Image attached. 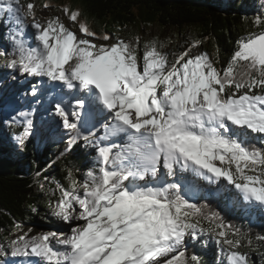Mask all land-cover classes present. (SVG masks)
Returning <instances> with one entry per match:
<instances>
[{
	"label": "snow or ice",
	"instance_id": "1",
	"mask_svg": "<svg viewBox=\"0 0 264 264\" xmlns=\"http://www.w3.org/2000/svg\"><path fill=\"white\" fill-rule=\"evenodd\" d=\"M63 10L77 21V12ZM5 12L14 14L11 51L0 50L7 67L52 83L55 114L74 134L69 143L82 139L96 149L83 182L69 170V187L57 183L60 196L50 205L58 220L82 223L69 232L19 235L10 242L11 256L23 264H200L197 255L186 256V240L207 235L223 264H249L239 250L246 237L236 230L229 238L223 223H214L217 213H205L186 196L199 190L198 180L223 179L238 196L227 187L210 194L264 211V17L255 18L260 30L240 37L218 69L207 53L191 55L199 40L172 59L163 43L146 42L141 57L138 37L97 44L89 38L109 41L110 35L97 37L80 23L78 37L59 18L41 22L32 3L25 10L19 0H0V15ZM37 91L33 86L31 94ZM84 112L104 120L101 136L81 131ZM32 115L11 117L23 120L15 137L20 146L31 135Z\"/></svg>",
	"mask_w": 264,
	"mask_h": 264
},
{
	"label": "trees",
	"instance_id": "2",
	"mask_svg": "<svg viewBox=\"0 0 264 264\" xmlns=\"http://www.w3.org/2000/svg\"><path fill=\"white\" fill-rule=\"evenodd\" d=\"M38 1L44 4V0ZM45 1L55 10L64 12L63 9L68 8L69 12H77L76 24L83 16L97 37L109 34L112 40L116 37L130 39L129 36L134 38L140 28L154 25L174 27L178 44L167 52L170 59L172 54L188 50L193 41L199 40L200 52L197 54L207 53L218 69L227 66L240 37L260 30L253 24L255 18L264 17V0ZM25 2L29 4L31 0ZM66 15L70 18L69 14ZM8 26L0 22V50H6ZM4 30L8 32L4 34ZM146 42L151 40L139 45L141 57ZM191 55H196L195 48L191 49ZM8 59L0 56V76ZM5 129H0V248L6 252L11 247L10 236L24 225L47 223L43 218L55 221L50 205L54 206L60 196L56 191L57 183L69 187V170L72 177L82 183L85 173L95 164L96 149L91 144L86 145L82 139L69 143L72 139L70 134L58 141L51 138L42 141L32 133L24 147L19 149L15 137L24 130L22 124L12 122ZM200 185L198 191L189 193L186 198L205 213H217L219 221L214 223H223L229 238H236L231 235L233 231L242 233L246 239L241 241L243 246L239 250L248 254L250 264H264V239H261L264 237V211L255 205L242 201L233 203L212 195L210 193L215 190L209 192ZM221 187H227L234 196H238L232 187L219 185L218 188ZM203 223L205 227L209 226L208 221ZM17 224L21 227L17 228ZM186 246V256L197 255L200 264H223L217 245L207 235L201 236L197 242L186 241ZM0 259L4 260L3 257Z\"/></svg>",
	"mask_w": 264,
	"mask_h": 264
},
{
	"label": "rangeland",
	"instance_id": "3",
	"mask_svg": "<svg viewBox=\"0 0 264 264\" xmlns=\"http://www.w3.org/2000/svg\"><path fill=\"white\" fill-rule=\"evenodd\" d=\"M31 3L35 6V14L36 18L41 22H46L48 19L59 18V20L64 23L66 27H68L71 31H73L77 36H83L84 34L80 32L79 25L80 23H85V18L82 16L78 20V24L72 21L65 12L55 10L51 7H44L48 5L44 0V4H40L38 0H31ZM19 5L27 9V3L25 0H19ZM4 19V20H3ZM9 20H13V24H9ZM0 22L6 23L8 28L14 25V14L3 13L0 15ZM32 23L31 18H28L27 24L29 27L25 30L29 35L34 32V29L30 27ZM86 24V23H85ZM6 27V26H5ZM7 29V27H6ZM7 30H4V34L7 33ZM137 34L135 37L139 38V45L141 42L148 40H156L158 45L163 43L165 46L162 51L167 53L172 47L178 44V39L176 38L177 30L174 27H163L161 25H154L149 28H140L137 30ZM130 39L122 38L124 40H132L135 42L133 36ZM94 43L97 44H108L113 42L114 40L110 39L109 41H95L91 39ZM33 44L34 40L31 41ZM140 47V46H139ZM6 50L11 51V42L8 40L6 45ZM196 55L200 52V48L197 45L195 47ZM28 76L27 74H21L18 70L13 71L12 69L5 67L0 76V129L6 130L5 126L8 127L9 123H12L11 117L16 115L17 112L20 111H28L33 112L32 120L33 126L31 129L32 136L36 138H41L42 141H45L46 138H51L52 141H58L62 138H66L69 134L73 136L74 134L69 132L67 129L63 127V122L59 116L55 114V110L52 105L48 102H43L40 97V93H37L35 96L31 94L32 87L36 86L37 89L41 87L37 85L39 78ZM59 83V82H56ZM51 88L53 89V84L49 82ZM18 95V96H17ZM15 96V98H12ZM17 96V98H16ZM72 103V102H71ZM69 103V105L71 104ZM87 114V112H85ZM84 114L81 116V120L79 123V127L84 134L88 132L95 131L96 135L103 133V123L101 121V117L99 116L97 122H88V119H83ZM71 119V117H70ZM100 120V121H99ZM23 126V120L18 118L16 121ZM24 127V126H23ZM116 143H120L119 138H114ZM109 143V142H106ZM25 145V144H24ZM23 146H20L18 142H16V146L19 149H22ZM188 176V173H185ZM198 185L205 187V190L209 192L212 190L218 189L219 185H227L234 189L233 186L229 185L226 180L221 179L217 184H208L206 181L198 180ZM200 185V186H201ZM234 191H236L234 189ZM194 193V192H193ZM82 194V192H81ZM53 218H56L53 216ZM47 223H36V224H26L22 227L19 232L12 234L9 238V242L12 240H16L21 233H28L29 236L39 235L40 233H45L49 231H57V232H69L70 227L75 226L76 223L82 222H73L72 225H69L57 218L55 221H49L44 219ZM48 224V225H47ZM31 229V232H29ZM186 241H193L191 238H188ZM197 240L193 242H197ZM3 257L4 260L0 259V264H23V258L20 257H12L11 256V247L5 252V255L0 256ZM250 264V263H249Z\"/></svg>",
	"mask_w": 264,
	"mask_h": 264
},
{
	"label": "bare ground",
	"instance_id": "4",
	"mask_svg": "<svg viewBox=\"0 0 264 264\" xmlns=\"http://www.w3.org/2000/svg\"><path fill=\"white\" fill-rule=\"evenodd\" d=\"M35 79H37V77ZM35 82H37V85L41 87L37 91V93H40L41 100L44 103L45 102L50 103V105H52L54 108V104H55V101L57 98V91H54L53 90L54 88L53 89L51 88V85L49 84V82L47 81L46 78H39V81H35ZM63 92L66 94L65 98L69 99V103H71L72 102L71 93L69 91H66V90H64ZM17 96H16V98H17ZM12 98H15V96H13ZM83 114L84 115L82 118L88 119L87 123L88 122H97V120L99 118L98 115H90L89 113L86 114L85 112ZM101 121L104 122L103 119H101Z\"/></svg>",
	"mask_w": 264,
	"mask_h": 264
}]
</instances>
